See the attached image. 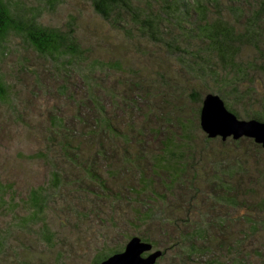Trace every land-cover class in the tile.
Masks as SVG:
<instances>
[{"label": "trees", "instance_id": "obj_1", "mask_svg": "<svg viewBox=\"0 0 264 264\" xmlns=\"http://www.w3.org/2000/svg\"><path fill=\"white\" fill-rule=\"evenodd\" d=\"M81 1L126 41L140 37L157 44L163 70L141 78L139 67L128 65L133 60L127 53L114 54L80 39L73 13L59 25L38 21L43 10L55 11L63 0H0V60L10 52L5 43L14 32L52 66L51 75L44 69L40 75L33 69L36 63L15 56L12 67L32 66L33 90L51 98L39 130L25 123L43 138L44 149L34 157L48 167V176L17 200L10 191L5 201L4 189L11 185L0 182V206H19L16 222L24 231L33 226V235L48 248L54 245L52 223L68 233L99 237L103 242L89 264L120 251L131 236L160 251L154 264H264V198H237L249 191L255 195L240 182L258 183L255 172L264 179V150L247 137H208L198 124L207 93L217 94L239 119L264 121V96L254 86L264 78V0ZM170 55L182 67L179 78L172 77L175 63L168 67ZM7 85L0 68V101L6 103L8 90H15ZM182 86L194 103L187 117L181 116L187 108L180 105ZM9 99L14 109V97ZM196 132L203 145L195 140ZM240 141L260 155L255 167L247 166ZM196 153L210 161L193 167ZM156 185L163 191H155ZM147 202L162 205L156 218ZM135 227L141 231H128ZM59 229L58 247L70 242ZM109 239L118 241L106 246Z\"/></svg>", "mask_w": 264, "mask_h": 264}, {"label": "rangeland", "instance_id": "obj_2", "mask_svg": "<svg viewBox=\"0 0 264 264\" xmlns=\"http://www.w3.org/2000/svg\"><path fill=\"white\" fill-rule=\"evenodd\" d=\"M61 4L64 5L59 6ZM61 4L56 6L55 11L47 12L43 10L40 13L38 21L46 24L59 25L66 17L65 15L73 13L78 16L75 32L79 35L80 39L85 38L87 39L86 43L94 45H97L96 43L98 42L101 49L110 51L114 54L127 53L129 60H133V62H128V65L133 63L136 67H139V76L141 78L147 76L154 77L157 72L163 70L160 68L163 63V57H161L160 48L154 42L140 37L134 38L131 42L126 41L115 29L96 20L94 15L88 10L86 4L81 0H68L67 2L63 0ZM96 34H98V36H96ZM101 34L102 36L100 38ZM101 39L107 40V42L103 43ZM5 46L6 51L11 49L9 50L10 52H6V54L1 57V73L4 74L5 82L8 83L7 86H9V84L15 85V90H8L9 96H7V103L0 101V182L4 183L6 181L11 185V189L8 187L4 189L6 193L4 198L5 201H7L10 191L16 192L14 200H17L19 198L18 195L21 197L23 194H26L30 188L42 183L48 176V167L43 164L41 159L34 157V154H37L38 150L43 151L44 148L43 138H41L39 132L32 127L38 128L39 130L38 120L42 113L46 116L45 107L51 103V98L49 95H43L37 92V90H33L34 76L31 70L32 66L25 67L22 71H20L18 66L12 67L14 65L15 56L21 54L26 58L28 63H36L33 69L35 72L38 71L40 75H43L40 71L42 69H44L46 74L51 75L52 66L51 63L49 64L47 61L41 59V57L37 55V52L27 46L22 37L14 32L8 35ZM125 57L128 58L127 56ZM167 63L169 68L174 67L175 63L172 77L179 78L183 71L176 58L174 60L172 55L168 56ZM146 68H149V70H144ZM126 74L128 77L133 78L132 74L128 72ZM18 79L21 80L19 84L25 83L26 86L23 87V84L18 85ZM44 83L48 85L52 84L51 81L46 79H44ZM178 83L180 86V81H178ZM254 86L255 89L264 96V78L260 77L259 80L256 79ZM31 92L35 93L34 97H32ZM164 92L169 94L170 90H165ZM188 92L187 86H185V88L183 87L181 94L182 102L180 105L185 104L184 106L187 108H184L181 115L182 117H187L194 110V103L189 102L190 98ZM11 97H14V109L10 108L12 106V101L9 98ZM156 98L159 99V97ZM27 99L34 101V104L28 105L25 102ZM21 106H25L26 109L23 111ZM145 106L146 105H140V111H147ZM13 112L19 116L23 115L22 118L24 121L20 120ZM26 122L34 126H27L25 124ZM194 138L199 144H202L199 132L195 133ZM215 144L216 143L209 144L206 149L212 151L214 148L213 145ZM238 146L240 153L241 151L248 153V155L245 156L248 161L247 166L250 167V165H253L255 167V158H259L260 155L255 156L246 142L240 141ZM233 150L234 148L228 151V155L231 154ZM209 161L210 160L206 157L196 153L191 160V164L193 167L199 168L205 162ZM175 166H177V168L182 167L181 165ZM204 168L206 169L207 167ZM253 174L255 179L259 178L258 183L245 179L241 181L240 184H242L245 190H254L253 193L255 195L250 194V191L249 194L240 193L237 194L238 199L249 201L253 198H264V179L259 177L256 172ZM190 179H192V175ZM193 180L198 181V179L195 178ZM196 185H198V182ZM201 185V187L204 188V195H206L207 188L204 182H201ZM156 190L163 191L162 187L159 185H156L155 191ZM147 195H150V192L147 193ZM147 204H149L147 206L152 209V217L156 218L159 215V210L162 205L157 203L150 204L149 202H147ZM121 205L122 207L124 206L123 203H121ZM21 213L19 206L16 208H9L7 204L0 206V264H89L88 259L93 254L94 249L103 242L99 240V237H94L93 235L80 236L73 232L68 233L66 229H59L52 223L51 228L54 233V245L48 248L44 242L40 239H36L33 235V226L28 225L27 230L24 231L25 227L16 222V215ZM153 225L154 224H151L149 227ZM58 229L62 231L61 237H66L70 240L67 244L61 242L59 244L61 245L60 247H58L55 238L58 235ZM95 231V234L98 236L101 228L96 226ZM128 231L135 233L141 231V228L137 229L135 227ZM106 241H108L104 243L106 246H112V243L118 240L109 239ZM57 252L60 255L58 261ZM158 264H164V260H158Z\"/></svg>", "mask_w": 264, "mask_h": 264}, {"label": "water", "instance_id": "obj_3", "mask_svg": "<svg viewBox=\"0 0 264 264\" xmlns=\"http://www.w3.org/2000/svg\"><path fill=\"white\" fill-rule=\"evenodd\" d=\"M198 124L208 137L218 136L221 140L226 137H247L264 150V121L237 118L217 94L207 93L203 96ZM159 255V250L151 249L150 242L131 236L120 251L108 255L98 264H154Z\"/></svg>", "mask_w": 264, "mask_h": 264}]
</instances>
